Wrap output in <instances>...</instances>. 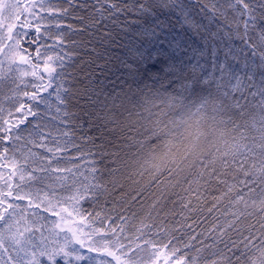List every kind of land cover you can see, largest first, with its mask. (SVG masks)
Listing matches in <instances>:
<instances>
[{"label":"trees","instance_id":"trees-1","mask_svg":"<svg viewBox=\"0 0 264 264\" xmlns=\"http://www.w3.org/2000/svg\"><path fill=\"white\" fill-rule=\"evenodd\" d=\"M246 2L252 9L250 16L241 15L243 6L235 0H51L46 5L50 12V17L46 18L48 26L41 23L39 32L32 29L33 24L38 25L32 16L31 23L17 30L19 45L9 42L0 56V71L11 64L12 55L32 57L29 65L31 69L36 68L38 56L31 48L30 37L40 35L43 45H49L48 39L52 40L51 49H43L39 58H59L51 62L57 71L53 73L56 79L50 94L40 95L47 99L48 109L53 112L46 113L23 97L25 92L32 93L38 88L28 79L30 69L20 66L17 75L0 72V112H3L0 125L5 120L12 124L20 115L16 109L23 105L22 112L28 118L13 127L12 133L33 132L36 146L43 144L46 151L52 149L55 153L58 145L63 148L67 144L66 151L78 155L75 161L61 159L51 164L44 176L28 170L31 178L18 181L16 175L12 177V185H16L12 195L31 201L33 218L28 224L39 229L38 236L49 237L50 242L54 217L45 210L49 202L66 212L69 222L78 228L84 247L73 243L65 234L70 241L68 251L74 249L91 259L77 260L69 255L57 257L58 264H66V261L67 264H118L114 257L119 258V264H193L194 258L195 264H206L214 259L224 264L220 253L230 258L232 264H251L249 258L258 255L252 247H260L264 240L258 215L242 218L237 230L219 231L233 219L232 212L236 208L230 201L235 199V193L247 192L238 183L245 179L242 173H236L235 179L233 173L222 176L227 183L207 177L200 179L193 174L189 177L193 181L191 185L168 186L166 190L150 185L147 174L143 177L135 174L138 170L135 161L144 154L138 151L140 144L136 142L144 140L148 133L142 127L136 130L137 124L133 122L138 120L136 112H140L141 117L148 113L133 105L143 104L144 95L151 96L144 85H153L148 77L156 71L155 68L145 71L156 61L141 62L140 53L164 60V56L157 55L163 50L174 58L178 74L186 77L182 83L188 87L183 90L180 82L173 91L167 81H163L175 98L169 102L167 97H161L164 103L158 102L152 111L164 108L167 115L162 119L165 122L169 117L185 120L181 128L187 127L193 135L200 134V141L210 153H215L217 147L223 150L241 134L245 137L243 143L251 145L253 138L259 142L260 116L264 115L260 102L264 95L253 88L257 79L255 61H261L264 69V0ZM230 4L234 7H229ZM185 15L191 23H185ZM27 29L33 34L22 32ZM177 41L179 47H176ZM221 64L225 68L223 72ZM57 85L62 86L59 94L64 103L57 100ZM155 87H159V83ZM12 89H17V95L12 96ZM217 101L229 107L224 108ZM29 108L35 116L28 113ZM41 122L58 124L68 135H51L40 126ZM37 132L42 133L43 139ZM153 143H156L154 139L149 142ZM2 146L8 149L5 154L2 148V166L6 164L4 172L8 174L13 168L9 153L13 148L11 142L0 139V148ZM31 153L33 151L28 150L24 157L28 159ZM39 153L48 158L43 152ZM62 156L65 154L60 158ZM121 160L127 162L126 167L120 165ZM115 168L119 171L113 174ZM52 169L65 171L53 172ZM114 180L117 181L115 186ZM95 184L102 187L93 188ZM231 184H236L233 193L218 200ZM19 185H23L20 190ZM23 189L41 190L44 198L22 196ZM8 191L0 186V199L5 201L0 204L1 209ZM36 204L40 207H35ZM249 224L254 225L251 232L247 228ZM245 236L254 237L247 249ZM52 239V246L64 245L63 240L53 236ZM232 241L238 248L229 252L225 244L231 248ZM90 247L93 251L88 250Z\"/></svg>","mask_w":264,"mask_h":264},{"label":"snow or ice","instance_id":"snow-or-ice-1","mask_svg":"<svg viewBox=\"0 0 264 264\" xmlns=\"http://www.w3.org/2000/svg\"><path fill=\"white\" fill-rule=\"evenodd\" d=\"M235 3L243 6L244 11L241 13V15H251L252 9L246 0H235ZM40 6L44 7L42 3ZM4 7L5 5L0 3V15L3 14L2 10ZM10 7L14 8L17 12L20 11L19 3L11 5ZM35 7L36 4L34 2L30 3L24 8V11H28L29 9ZM229 7H234V5L230 4ZM117 10L119 11V9ZM63 11L66 12L67 9H64ZM16 18L18 19L19 17ZM184 20L185 23H191L187 15H185ZM2 24L3 21L0 20V26H2ZM12 27L13 25L8 26L9 33L12 32ZM37 31L39 32V28H37ZM153 35H155L154 32ZM179 46V41H177L176 47ZM0 51H3V48H0ZM39 55V50H37V56L39 57ZM157 55L164 56L165 59L157 60L155 55L149 54L148 57H145L143 53H140L141 62H143L145 59H152L156 61L151 65L150 68H146L145 71L150 72L152 68H155L156 71L148 77L153 81V85H144V88L148 89V92L151 93V96L146 94L142 97L143 104L133 105L134 107L138 106L142 108L144 112L148 113V116L141 117L140 112H136L135 115L138 120L133 122L137 124L136 130L142 127L144 132L148 133L144 140L138 142L134 141L140 144V149L138 151H143L144 153L143 156H138L135 161V163L138 165V170L135 174H138L141 177L147 174L150 177V185H155L159 189L166 190L168 186L178 187L184 183L191 185L193 181L190 180L189 177L193 174L197 175L200 179L207 177L208 180L215 179L219 183H227L225 180L221 179L222 176H225L228 173H233V178L235 179L236 173H242L245 179L239 180L238 183L242 184L247 189V192L243 194H240L239 192L235 193V199L230 201V203L236 208V211L232 212L233 219L228 220L226 225L220 228L219 231L224 233L227 229L237 230L242 218L253 217L256 215L259 216L258 223L260 228L264 229V115L260 116L261 127L259 129L258 143L256 142L257 138H253V143L251 145L248 143H243L242 141L245 139V137L243 134H241L236 142L226 145L223 150L217 147L215 153H210L200 141V134L193 135L188 131L187 127L181 128V125L186 124L185 120H173L169 117L167 122H165V120L162 119V117L167 115L164 108H160L157 112L152 111L153 108L157 107L158 102L160 104L164 103V100L160 99L161 97H167L169 102L171 99L175 98L171 93L168 92V89L165 88L163 81H167L168 87L172 88L173 91L176 90L178 82H180V89L183 90L188 87V85L182 83L186 77L178 74L177 65L174 62V58L167 56L163 50L158 51ZM212 55L215 57V51H213ZM20 59L25 63L29 62L26 57L21 56ZM54 59L59 58L49 56L44 63V69L48 75V83L44 85L42 89H37L32 93H24V95L30 100L46 102L43 96L38 95V92L47 91L48 88L52 87V82L56 79V76L53 75V73H55V68L51 65V62H53ZM157 65L161 66L157 67ZM220 68L222 72L225 70L223 64L220 65ZM32 75L36 76L37 73L34 71ZM251 78L252 77L249 76V79ZM38 79L41 81V83H43L44 74H40ZM237 81L239 82L238 77ZM157 83H159V87H155ZM262 83H264V81H262ZM61 87V85H57V100L60 103H64V98L59 94ZM161 89L164 90L161 91ZM64 91L67 92L68 90L64 89ZM261 92L264 93V87L261 88ZM224 95L227 96L228 94L224 93ZM217 103L223 105L222 101H217ZM260 105L261 108H264V99L261 100ZM236 106L239 107V102H237ZM23 107L24 106L21 105L16 109V111L18 113L21 112ZM223 107L227 108L229 105H223ZM28 111L33 116L36 115V113L32 112L31 108H29ZM129 115H132V113ZM26 119V116L23 119H19L16 125L11 124L9 120H5L3 125H0V134H3L0 135V139L7 141L12 135L13 127H18L19 124H23ZM141 120L144 122L140 123L139 121ZM4 125H7L8 127H5ZM36 134L40 135L41 139H43L42 133L37 132ZM64 135H68V133L65 132ZM16 138L19 139V136L17 135ZM128 139L132 140L133 137H128ZM153 139L156 141V143L149 144V142ZM39 146L43 147V144ZM73 146L76 147L75 145ZM97 147L102 148L103 145H98ZM66 150L67 144H65L63 148L58 145L55 149V152L59 153ZM4 151L7 153L8 149L5 148ZM48 151L51 152L53 150L48 149ZM209 155L212 156L211 160L208 159ZM250 159L252 160L251 163L249 162ZM113 162L116 163V161ZM119 163L121 166H127L126 161L121 160ZM50 164L51 161H49V165ZM217 165L219 167H217ZM45 170L46 169H41V171ZM19 171L23 173V169H19ZM52 171L62 172L65 170L52 169ZM67 171H71V169H67ZM93 171H95V169H93ZM118 171L119 168L112 169L113 174L117 173ZM13 175H15V172ZM31 175L32 174L29 173L30 178ZM21 179H23V175H21ZM113 184L115 186L117 181L114 180ZM9 187L11 186L9 185ZM92 187L100 188L102 186L95 184L92 185ZM235 188L236 184L228 185L227 193L222 194V196L217 199H223L224 196L228 195L229 193H233ZM6 195L11 196L12 192L10 191L6 193ZM75 198L76 197H73V199ZM17 199H23V197L18 196ZM4 202V200L0 199V204ZM29 203L31 205V201ZM241 205L243 206L242 208L239 207ZM34 206L40 207L39 204ZM8 207L12 208L13 205L9 204ZM214 207H216V205H213V208ZM45 210L47 211L48 209ZM211 211L212 209L210 208L209 212ZM10 215L11 214L8 213L7 208L0 212V225H3V228L8 229L7 238L17 247L18 253H23V255H21L19 258L18 264H58L57 257L64 258L68 257L69 255H74L75 259L77 260L91 259L90 257H85L82 254L77 253L74 249L71 252L68 251V245L70 241L67 237H65V243L63 246H59L58 243L57 246H52L51 243L46 242L45 239H41L39 242H36L31 235L26 236L25 233H31L32 229L25 228L24 232H20L19 229H17V231L13 233L11 231L12 225L10 223ZM57 227H59V225H57ZM253 227L254 225L249 224L247 226L248 231L251 232ZM36 230L39 231V229ZM73 238L76 239L77 243H80L81 247H84L83 241L77 239L75 233H73ZM4 239L5 233L3 230H0V247L4 245ZM243 239L244 241H247L245 244V248L247 249L249 245H252V239H254V237L249 239V237L245 236ZM231 243V248L228 247L227 243L225 244V248L229 252H232L234 248H238V245L235 241H232ZM252 247L256 248L258 255H253L249 258L251 264H264V240L261 241L260 247L255 245H252ZM88 250L93 251L91 247ZM108 254L114 256L113 253ZM243 254L244 253H241V255ZM213 255H215V253H213ZM220 256L223 259L224 264H232L231 259L225 257L223 253H220ZM114 258L117 259L119 264V258ZM237 259L239 260V257H237ZM193 264H195V258L193 259ZM206 264H219V262L214 259L207 261Z\"/></svg>","mask_w":264,"mask_h":264},{"label":"rangeland","instance_id":"rangeland-1","mask_svg":"<svg viewBox=\"0 0 264 264\" xmlns=\"http://www.w3.org/2000/svg\"><path fill=\"white\" fill-rule=\"evenodd\" d=\"M50 1L51 0H0V3L5 5L4 9L2 10L3 14L0 15V20L3 21L2 26H0V48H3V51H0V56L4 52L5 48H7L9 42L12 41V43H14L13 46L19 45V42L17 40L19 39V32H17V30L19 31V28H22L23 25H28L29 23H31L30 17L33 16V18H35L38 23V25L33 24L32 29L39 28V24L41 23H43L44 26L49 24L46 18L50 17V12L48 11L46 5H48ZM33 2L36 4V7L31 8L28 11H24V8L28 4L33 3ZM17 3L20 4L19 12H17L14 8L10 7L11 5H14ZM41 3L44 5V7L40 6ZM16 17H19V18L17 19ZM9 25H13L11 33L8 32ZM29 30L30 29H27L26 31L22 30V32H26L27 34H33L32 31L31 30L29 31ZM40 38H41L40 35L39 36L33 35V37H30V41H32L30 42L31 43L30 45H31V48H33V52L35 54H37V50H39V53H40L45 48L51 49V46L53 45V43L51 42L52 40L50 39H48L49 45L48 44L43 45L42 43H40L41 42ZM20 57L21 56L14 57L12 55V57H10V60H11V64L9 65L10 67L9 66L5 67L3 71L1 70L0 72H3L5 74L11 73L12 75L13 74L17 75L20 72V69H19L20 66H27L28 69H30L31 71L30 77L28 79L34 82V84H36V87L38 89H42L44 85H46L48 82L47 80L48 75L44 69V63L46 59L37 57L36 62L38 66L34 69H31V66L29 64L33 60L32 57L23 56L28 59L29 61L28 63L21 61ZM255 62H256L255 64L257 68L255 69L256 70L255 74H257V77H256L257 79H256L255 87L253 89H255V91L258 90L256 92H260L261 86L264 87V83H262V81H264V75H263L264 69L261 68V61L256 60ZM34 71L37 73L36 76L32 75ZM55 71H57L56 68H55ZM40 74H44L45 81L43 83H41V81L38 79ZM16 88L18 89L19 87H16ZM17 89L11 90L12 96H15V94L17 95ZM49 90L50 88H48L47 91H39L38 95H41V94H44L43 96L49 95L50 94ZM23 97L25 99L27 98V100L32 102L35 106L39 107L40 109H43L44 112L46 113L51 112V109H48L49 105L48 103H46L47 102L46 98H45L46 102H37V101L30 100L25 95ZM3 110H5V108ZM0 113L2 114L3 112L1 111ZM17 114H20V115L16 119L12 120L13 125H15L19 119H23L25 116L26 117L28 116L26 113H23L22 111ZM44 120H47V118ZM40 126L45 128L47 132L51 135H54L56 133L64 134L62 132V129H59L58 124L41 122ZM17 135L19 136V139L16 138ZM7 142H11V148H13L11 151H9L10 158H11L10 163L13 164L11 166L13 168L8 174L4 172V168L6 164L2 166L3 157H4L3 156L4 151L2 150V148L5 150L6 147L2 146L0 148V156L2 155L0 158V186L6 187V189L9 190L8 192L11 191L12 194H13V189L16 188L15 187L16 185L15 186L12 185L14 184L13 183L14 180L12 179V177H14L15 175L17 176L18 181L25 180L29 176L27 175L28 170H30V172H33V174L44 176V174L46 173V170L50 168L51 164L58 162L61 159H64L67 162L71 160L75 161L76 158L78 159V155H72V152L70 151L52 153V152H49L48 150L46 151L43 147L36 146L37 141H36V138L33 132H24V131H19V130L14 131L12 135L9 137V139L7 140ZM28 150L33 151V153L29 154L27 156L28 159H26L24 156L26 153H28ZM34 151L36 152V154ZM39 152H43V154H46V156L48 155L47 156L48 158H45L44 155L42 156L41 153ZM64 154L65 156H62V158H60L61 155H64ZM49 161H51L50 165H49ZM19 169H23V173H21ZM41 169H46V170L41 171ZM14 172H15V175H13ZM21 175H23V179H21ZM9 185L11 187H9ZM21 186L23 187V185H19V188H18L19 190L20 188H22ZM40 191L41 190L33 189L30 192H28V191H24L23 189L22 191H20V193L22 196L27 195L26 197L31 196L34 199H43L44 198L42 195L43 193ZM29 202H30L29 199H17L13 195L7 196V201L5 204H3V208L2 209L0 208V211L2 212L5 208H7L8 213L11 214L10 223L12 225L11 231L13 233H15L17 229H19L20 232H24L25 228H29V229H32V232L25 233L26 236L31 235L36 242H39L41 239H45L47 242H49V237L43 238L41 236H38L39 233L38 231L35 230L34 226H32L31 224H28L29 220L33 218V214L30 212L33 206H31ZM9 204L13 205V207L9 208L8 207ZM47 205L48 207L46 209L48 210L46 212L50 214L52 217H54L52 221V230H53L52 236L55 237V239L57 240L59 239L63 240V243H65V237H66L65 234H67L68 236H70V240L73 243L80 245V243H77L76 239L73 238V233H75L76 238L80 240V234L77 232L78 228L76 227V225H73L71 222H69L70 220H69L68 214L66 212H63V210L61 209L55 208V206H52V204L50 205V202ZM57 225H59V227H57ZM0 230H3L5 233L4 245L0 247V261L4 264H18L19 258L21 255H23V253H18L17 247L13 243H11V241L7 238L8 229H5L3 228V225H0ZM52 236H51V239H52ZM51 239H50V243H51ZM105 253L106 252H104L103 254ZM12 256H13V259H12Z\"/></svg>","mask_w":264,"mask_h":264}]
</instances>
